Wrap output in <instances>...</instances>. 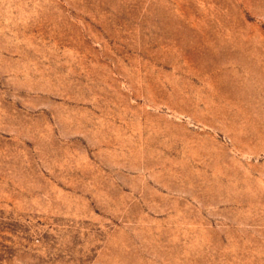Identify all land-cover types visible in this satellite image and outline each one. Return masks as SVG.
Instances as JSON below:
<instances>
[{
  "label": "rangeland",
  "instance_id": "rangeland-1",
  "mask_svg": "<svg viewBox=\"0 0 264 264\" xmlns=\"http://www.w3.org/2000/svg\"><path fill=\"white\" fill-rule=\"evenodd\" d=\"M0 264H264V0H0Z\"/></svg>",
  "mask_w": 264,
  "mask_h": 264
}]
</instances>
